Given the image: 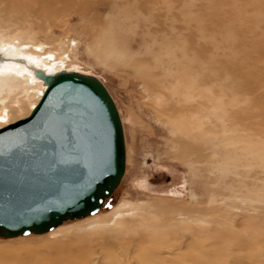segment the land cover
<instances>
[{
  "label": "rangeland",
  "instance_id": "rangeland-1",
  "mask_svg": "<svg viewBox=\"0 0 264 264\" xmlns=\"http://www.w3.org/2000/svg\"><path fill=\"white\" fill-rule=\"evenodd\" d=\"M170 1L176 15V32H183L186 40L184 45L178 46L198 52L207 63L212 57L233 61L238 65L235 72L249 79L238 87L240 99L253 98L257 106L252 109L264 110V103L259 102L260 99L264 102V0ZM89 2L90 11L82 10L77 4L60 12L48 11L46 27L50 34L66 44L76 40L78 45L73 49L82 63L80 70L105 85L122 119L127 160L125 173L100 213L110 211L125 199L134 203H160L178 210L203 211V214H195L197 221L172 229L163 225L162 217L135 223L128 216L126 221L132 226L128 237L131 240L133 237L146 238L147 242L139 251L150 256L145 264L162 263L153 257L166 247H159L160 243L173 250L187 242L195 243V249L191 244L185 245L182 251L189 259L199 248L203 252V264H235V258L247 263L254 259L253 256L264 251V202H254L246 209L249 206L243 197L248 193L244 189L235 191L241 195L238 198H230L231 190L222 183H215L220 171L214 168L213 161L221 155H214L207 149L211 144L221 145L229 131L223 128L209 104L199 113L169 111L172 101L182 109L191 101L185 96V88L177 91L174 80L173 85L166 80L162 64L149 52L162 54L165 49L153 42L156 34L152 31L160 25L148 26L145 19L150 17L143 15V8L136 9L127 26L119 30L110 12L111 0ZM167 2L169 0H154L146 2L145 6L155 12L160 10L161 15ZM182 7H186L188 17L201 20L202 27L198 28L197 21L192 19L188 25L182 24L179 11ZM90 34L94 36L91 38ZM111 36H117L119 48L136 54L118 63L115 69L98 63L87 48L94 38L111 41ZM37 38L43 40L42 35ZM210 86L211 83H207L199 89L209 90ZM199 89L195 93H199ZM239 134L242 137L237 140L236 147L242 161L238 174L230 173L226 181L238 180L236 185H240L239 181L246 182L256 193L264 189V159L251 154L246 163L245 135L264 144V119L240 122ZM190 161H194V166H190ZM41 236L45 234L24 237L42 244L36 241ZM242 239L245 249L239 251ZM134 245L135 242L129 243L125 248ZM132 250L131 247L127 252ZM260 258L254 259L253 264H264V256Z\"/></svg>",
  "mask_w": 264,
  "mask_h": 264
},
{
  "label": "bare ground",
  "instance_id": "bare-ground-1",
  "mask_svg": "<svg viewBox=\"0 0 264 264\" xmlns=\"http://www.w3.org/2000/svg\"><path fill=\"white\" fill-rule=\"evenodd\" d=\"M153 1L111 0L110 12L115 16L113 23L118 25L119 30H123L127 26V21L134 17V11L143 8L145 10L143 15L150 17L145 19L147 25H160L157 30H149L156 34L153 42L161 44L165 52L162 54H157L153 50L149 52L154 53V57L162 64L166 80L172 85L174 80L177 91L179 88H185V96L191 101L188 106L183 107L184 109L172 101L169 111L176 113L186 110V113H199L209 104L211 110L222 121L223 128L229 131L221 145L211 144L207 148L212 154L221 155L219 159L213 161L214 168L220 171L215 183H222L226 189H230L232 192L230 198L241 196L235 191L246 190L248 194L243 197L249 206L246 209H250L254 202L263 203L264 189L253 193L246 182L239 181L240 185H236L238 180L226 181L230 173L238 174V167L242 161L236 147L237 140L242 137L239 134V123H247L251 118H257L258 121L264 119L263 109H252L257 106L255 99L248 98L244 101L240 99L238 87L249 79L235 72L238 65L233 61L224 57L222 59L212 57L207 63L198 52H191L188 48L178 46L184 45L186 40L183 32H176L173 3L169 0L166 9L160 15V10L155 12L153 8L145 6L146 2ZM74 4L82 7V10L90 11L92 7L89 0H0V129L33 113L48 88L46 77H55L61 73L85 74L80 70L82 63L74 54L73 48H77L78 45L76 40L73 39L66 44L61 38L50 34L46 27L48 11L60 12ZM186 10V7L179 10L182 24L188 25L192 19L197 21L198 28L202 27L201 20L188 17ZM37 35H42L43 40L37 38ZM90 36L92 38L94 35ZM110 40L97 37L87 44L90 54L98 63L115 69L118 63L136 55L134 52L119 48L117 36H111ZM72 42L75 43L73 46ZM207 83H211L209 90L199 89ZM197 89L199 93H195ZM198 98L203 100L200 102ZM262 101L259 100L260 103H264ZM245 139H247L244 147L246 163L250 161L251 154L264 159V144L252 139L249 134L245 135ZM126 161L125 146V168ZM189 163L191 167L194 166V161ZM197 213L203 214V211L192 212L160 203L121 200L108 212H99L83 218V221L80 219L67 222L68 224L44 233L45 236L36 240L42 244H35L33 239L24 236L0 240V258H3L0 259V264H145L150 256L139 251L145 245L144 242H147L146 238L133 237L131 240L128 237L132 227L126 221L128 216H131L135 223L162 217L164 223H161L172 229L197 221L195 215ZM134 242V246L125 248L127 244ZM191 244L195 249V243L187 242L178 250H173L160 243L159 247H166L153 257L162 261L158 264H189L188 262L203 264V252L199 248H196L194 254L189 255V259L183 253L185 245ZM244 245L242 239L238 250L244 251ZM131 247L133 250L128 253ZM256 256H253L255 260L261 259L264 251ZM235 259L237 260L235 264L254 263L252 258L247 263L239 258Z\"/></svg>",
  "mask_w": 264,
  "mask_h": 264
},
{
  "label": "water",
  "instance_id": "water-1",
  "mask_svg": "<svg viewBox=\"0 0 264 264\" xmlns=\"http://www.w3.org/2000/svg\"><path fill=\"white\" fill-rule=\"evenodd\" d=\"M33 113L0 129V238L101 211L125 171L121 118L96 77L61 73Z\"/></svg>",
  "mask_w": 264,
  "mask_h": 264
}]
</instances>
